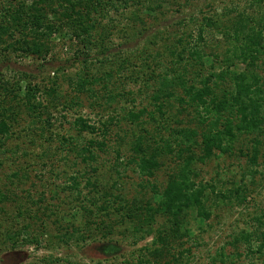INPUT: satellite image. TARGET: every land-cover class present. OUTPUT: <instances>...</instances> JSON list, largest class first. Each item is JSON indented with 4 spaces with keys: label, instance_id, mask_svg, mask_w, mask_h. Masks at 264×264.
Here are the masks:
<instances>
[{
    "label": "trees",
    "instance_id": "trees-1",
    "mask_svg": "<svg viewBox=\"0 0 264 264\" xmlns=\"http://www.w3.org/2000/svg\"><path fill=\"white\" fill-rule=\"evenodd\" d=\"M135 1L138 3L137 10L142 8L149 14L169 3V0H0V64L17 57L46 60L52 51L54 36L73 37L86 51L98 45L107 50L109 46L101 45V42L103 44L113 35L114 11L124 15V11ZM134 10L130 11L133 18L140 19ZM233 10L238 14L224 22L205 15L196 35L192 29H184L174 32L172 40L163 37V33L159 34L160 38L154 37L155 43L163 41V48L170 57L168 62L160 60L163 50L153 54L145 51L143 56V61L152 60L155 66H161L159 72L152 68L159 78H152L154 82L151 83L155 110L129 111V118L142 123L146 114L155 120L156 113H160L163 121L159 123V128H166L170 100L174 99L182 111H188L196 121L193 127L176 129L171 134H176L173 142L170 137L159 138L156 131L151 133L146 130L130 143L132 154L127 160L128 166L133 165L136 172L148 178L155 177L166 164L168 155L179 159L177 169L169 174L162 190L154 189L152 198L143 197L133 202L124 194L114 193L118 184L116 180L109 183L113 170L108 173L109 180L104 175L100 179L96 162L99 152L107 151L105 139L116 118L110 115L101 126H97L88 118L78 116L73 124L80 136L83 132H102L104 140L90 138L82 142L73 135L62 136L63 150L67 147L66 152H72L75 159L71 160L69 156L64 159L69 163H65L61 174L57 173L64 183L51 191L52 201L49 203L45 201V193L34 199L26 191L30 207H27L29 204H17L15 216H11L2 204L13 201L15 195L12 191L6 193L0 190V212L7 214L5 223H1L0 219V250L40 244L47 228L43 223H37L43 221V216L50 217L49 211L55 216L60 213V219H56L55 224L58 230H65L58 237L64 238L66 243L73 238L77 243L99 238L98 241L107 245V252L118 253L120 243L115 236L122 234L128 237L127 232L130 231L127 228L130 227L129 237L133 239V244L152 238L150 243L139 248L134 264H183L189 259V255L185 254L189 249L182 246L191 237V229L187 226L191 213L207 220L212 216L211 206H218L221 202L243 204L250 198L245 193L248 189L243 185L222 192L214 184L198 181L199 174L195 168L197 162L204 163L218 154L232 152L238 141H246L250 136L253 147L249 162L254 167L264 144V78L257 72L258 61L264 54V0H248V7L238 6ZM208 27L218 28L229 39L227 48L220 53L224 56V67L218 72L213 68L214 71L206 73L211 54L201 43ZM157 31L160 32L159 29ZM125 62H128L127 59L121 61L115 70L111 69L97 78L87 70L75 80L77 90L81 94H96L91 85L103 82L102 88L108 93L107 105L112 103L116 99L109 87L112 73L119 68L123 70ZM240 63L245 64L242 71L238 69ZM13 77L16 80L0 72V152L6 151V142L13 134V124L27 117L31 118L30 129L39 130V135L45 139L53 138L52 134L45 136L53 125L49 106L44 100L50 96L58 101V87L55 83L48 87L33 84V77L27 73ZM120 148L116 151L119 158L122 157ZM117 162L119 164L120 160ZM255 172L252 169L251 176L254 177ZM69 191L73 197L70 204L74 202L70 209L74 208L75 212L65 214L63 205L69 201L62 202L61 193ZM77 212L80 221H77ZM252 221L256 223L253 230H242L233 236L230 244L238 248L244 243L250 252L263 254L264 209ZM121 228H125L124 231ZM254 242H257L256 246ZM131 263L126 261L125 264ZM67 264L73 263L67 261Z\"/></svg>",
    "mask_w": 264,
    "mask_h": 264
},
{
    "label": "rangeland",
    "instance_id": "rangeland-1",
    "mask_svg": "<svg viewBox=\"0 0 264 264\" xmlns=\"http://www.w3.org/2000/svg\"><path fill=\"white\" fill-rule=\"evenodd\" d=\"M137 4L135 1L132 7L124 11V15L118 12L116 14L114 11L113 35L103 44L101 42V45L109 46L107 50H103L98 45L87 49L88 52L79 40L73 37L54 36L53 48L46 60L36 57H17L10 62L0 64V72L11 76L12 79H15L13 76L27 73L33 77V84L38 83L48 87L55 83L60 95L58 101L56 97L50 98V96H46L44 100V103L49 106L53 125L45 136L52 134L53 138L45 139L39 135V130L30 129L31 118L27 117L28 119H21L13 124V134L6 142V151L0 152V190L6 193L12 191L15 195L13 201L2 204L11 216H15L17 204L22 203L26 206L29 204L27 207H30L26 191H29L34 199L45 193V201L49 203L52 201L51 191L58 185H63L64 179L60 174L69 163L64 159L69 156L71 160H74L75 155L72 152H66L68 151L66 146L63 150L62 136L73 135L82 142L90 138L97 141L104 140L102 132L94 134L83 132L80 136L73 124L78 116L88 118L97 126H101L110 115L116 118L105 139L107 151L99 152L96 165L100 170L98 174L100 179L104 175L109 180L108 173L113 170L109 183L112 184L116 180L118 184L115 187L117 192H113L124 194L131 200L130 202L143 197L152 198L155 195L153 190H162L169 174L177 169L179 159L172 155H168L166 164L153 178L140 175L133 165L127 164L132 154L130 143L138 134L146 130L151 133L156 131L157 137L164 139L170 137L169 140L173 142L176 134L172 136L171 134L176 129L196 125V121L189 116L188 111H182L174 99L170 100L165 121L166 128H159V123L163 121L160 113H156L155 120L146 114L142 118V123H136L129 118V111L155 110V104L151 99L154 87L151 83L154 82L152 78L157 80L159 78L152 72V68L155 67L159 72L161 66H155L152 60L143 61L145 51L153 54L163 50L160 60L166 63L170 57L163 48V41L155 43L154 37L163 33V37L172 40L174 32H181L184 29H192L196 35L199 32L198 26L203 24L202 19L205 15L220 18L224 22L238 14L233 10L234 8L248 7V0H169V3L165 4L161 10L151 14L142 8L137 10ZM131 9H135L134 12H137L141 18H133ZM248 10L251 12V9ZM228 41V37L218 28H207L205 39L201 43L202 47L204 46L211 54L206 73L210 70L218 72L221 67H224L222 62L224 56L220 53L225 51ZM125 59L128 62L124 63L123 70L119 68L112 73L113 78L110 80L109 87L112 90L111 94L116 96L112 103L107 105L108 93L102 88L103 82H98L95 86L91 85V88L96 90V94L79 93L75 80L80 75H84L88 70L91 76L96 78L103 76L105 72L115 70L117 65ZM244 68V63L238 65L240 71ZM257 72L264 78V54L258 61ZM247 138L246 141L243 139L238 141L232 152L218 154L204 163L197 162L195 165L199 174L198 181L214 184L222 192L243 185L248 189L245 193L250 198L243 204L221 202L218 206H211L212 216L207 220H202L191 213L187 225L191 229V237L182 246L189 249L185 253L189 255L187 259L189 262L187 263L186 260L183 264H264V253L250 252L244 243L238 245V248L230 244L233 236L242 230H253L256 223L252 221V218L264 209V144L260 148L256 165L252 167L249 159L253 146L250 142L251 136ZM119 146L122 150L121 158L116 152ZM118 160H120L119 164ZM252 169L256 171L254 177L251 176ZM70 195V191L61 193L64 200L62 202L69 201L62 204L65 214L75 212L74 208L70 209V206L74 205V202L70 204L73 198ZM211 203L212 200L209 206ZM48 214L50 217L43 216V221L37 223V225L43 223L47 228L45 235L41 237L40 244H25L18 248L0 250V264H67V261L73 264H125L126 261H131V264H134L137 262L139 248L150 243L152 239L148 237L146 240H139L140 242L135 245L133 239L129 237L131 228L128 227L130 231L127 232L128 237L121 236L122 234L115 236L120 243L118 246L121 250L118 253L107 252V245L98 241L99 238L80 243L73 238L66 243L64 238L62 240L58 237L65 230H58L55 224V220L60 219V213L59 216H55L48 211ZM76 214L79 219L78 212ZM5 216L7 214L0 212L1 223H5ZM121 229L124 231L125 228ZM254 244L256 246L257 242Z\"/></svg>",
    "mask_w": 264,
    "mask_h": 264
}]
</instances>
